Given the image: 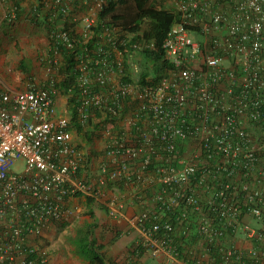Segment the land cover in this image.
Here are the masks:
<instances>
[{
	"label": "built area",
	"instance_id": "built-area-1",
	"mask_svg": "<svg viewBox=\"0 0 264 264\" xmlns=\"http://www.w3.org/2000/svg\"><path fill=\"white\" fill-rule=\"evenodd\" d=\"M110 1L51 0L74 27L49 33L54 56L41 61L49 68L57 64L60 43L74 48L75 33L88 35ZM160 1L180 19L163 43V60L173 68L157 80H119L125 66L155 45L132 41L133 50L123 52L117 44L129 40L117 26L106 27L77 53L87 94L79 123L86 129L95 119L92 103L119 124L103 131L97 169L85 138L70 128L69 108L59 110L53 80L22 90L0 79V264H50L46 233L74 215L73 198L103 200L107 212L119 217L128 186L143 204L153 202L135 217L153 257L178 256V229L185 239L200 233L218 245L225 264H235L242 253L225 245L224 228L264 237V188L242 183L261 228L240 219L236 203V166L245 168L242 176L264 181V0ZM58 15L53 11L49 20ZM16 16V7L7 12L10 20Z\"/></svg>",
	"mask_w": 264,
	"mask_h": 264
},
{
	"label": "trees",
	"instance_id": "trees-1",
	"mask_svg": "<svg viewBox=\"0 0 264 264\" xmlns=\"http://www.w3.org/2000/svg\"><path fill=\"white\" fill-rule=\"evenodd\" d=\"M6 1L11 2L13 8L16 7L17 16L14 19L17 20L22 12V0ZM77 4L79 8H85L81 2L77 1ZM44 7H46V5L42 0V2L34 8V13L36 23L42 25L48 33L57 26L64 27L63 29L67 30L74 27V25L68 20L69 17L60 9V6H54L52 3L47 11ZM53 11H59V15L56 19L49 20V15ZM43 12H45V18L39 20V17L43 15ZM179 19L180 13L176 11L174 7L167 6L160 0H112L101 7L98 13L97 23L91 28V32L93 33L90 32L86 36H83V34L80 33H75L77 42L74 48H68L63 43H60L58 51L62 58L58 60L59 62H57V64L53 63L51 67L53 70H57L56 72L58 76H52L50 80H53L54 86L59 90V93L68 97V108L71 113L73 124L70 128H77L88 144L93 143L97 135V130L114 129L117 128L119 124L117 120L112 119L111 116L103 115L98 111V107L96 108L92 103L88 109L91 112H95V119L93 118L89 120L86 129H84L79 123V107L84 103V97H87V94L85 92V87L81 86L79 82L80 77L84 72L78 67V60L76 58L78 51L87 44L92 45L93 40L98 34H101L106 27L117 26L120 29L119 31L122 37L124 36L123 38L129 40L126 44L121 43V41L118 42L117 45L123 50V52L133 50V48L129 46L132 41L137 42L140 40H146L148 44L155 45L154 49L148 47L142 52L147 69L141 74V82L148 83L149 80H147V78L149 76H153L154 79L157 80L163 72L169 68H173V66L163 60V43L168 31ZM129 36H132V38L130 37V39ZM52 55L54 56V52ZM147 63H150V65ZM20 68L21 70H26L28 73L31 71V67L25 62V59H22ZM118 77L122 82L131 83L133 81L128 66H125L123 72L119 73ZM261 158V165L264 166V150H261ZM236 168L238 171L236 173V203L240 206L238 215L240 219H242L246 214H250L249 209L251 207V203L248 202V192L243 189L242 183L244 181H250L254 185H257L258 188H264V181L257 182L254 179L253 181L251 177L242 176L246 171L245 168L242 166H236ZM93 202L94 199L92 197H87V203L89 205H92ZM173 220L175 221V216H173ZM94 226L95 223L87 222L84 226L78 229L77 234L73 237L75 240L74 252L78 256L84 258L88 264H112L108 261L104 251L105 245L94 236ZM223 230L224 234L221 236V239H225L227 235H235V232L237 234L241 231L238 230L237 227L236 231L232 228H224ZM193 237H197V240H204V236L200 233L194 234ZM182 238L184 239L185 236L182 235ZM263 239L264 237L262 240ZM176 241H178V250L180 251L177 257H181L182 247L185 246L186 240L185 244H183L184 240L180 238H176ZM204 241L207 243L206 240ZM257 245L264 252V245H259V243H257ZM138 250L144 252L145 247L141 246ZM211 252L214 258V264H225L222 258L223 254L218 245L217 247L215 245L211 246ZM239 252L242 253V258L236 260L235 264H263L259 251H256L255 254L251 253V251L249 253Z\"/></svg>",
	"mask_w": 264,
	"mask_h": 264
},
{
	"label": "crops",
	"instance_id": "crops-1",
	"mask_svg": "<svg viewBox=\"0 0 264 264\" xmlns=\"http://www.w3.org/2000/svg\"><path fill=\"white\" fill-rule=\"evenodd\" d=\"M43 1L45 5H52L53 3L51 0ZM41 2L42 0H22L21 15H19L17 20L10 21V19L7 18V12L12 8L13 4L6 0H0L1 80L10 82L12 80H18L19 78L23 79L21 74H19V76L15 73L13 76L6 71L14 67V65H4L8 63L7 59L9 58L5 50L11 46V42L17 45V39L21 36L23 31L25 32L24 35L27 38V48L24 50L25 55L20 58L19 64H21L22 59H25V62L28 63V65L31 67V71L33 72L32 69L40 67L41 63L47 64V62H42L39 59L44 58V56H47L48 58L49 56V60H51L52 51L49 33L42 25L37 24L35 19L34 8H36V6ZM48 8L49 7L47 6L44 7L46 11ZM44 14L45 12H43V15H41L42 17H39V20L45 18ZM47 42L48 45L46 46ZM43 46L44 49H41ZM2 51L3 53H1ZM61 58L62 56H60V59ZM30 73H28L26 76H23L26 78L24 80L40 79H35L36 77L30 75ZM58 102L59 110L61 112H65L68 109V101L66 98L62 97V95L57 96V103ZM105 141L97 142L96 138L93 143L88 144L90 158L93 162V165H95V168L96 164L102 157V149H104ZM95 168L93 166L91 171L95 172L97 169ZM132 190L133 187L131 186L126 188L128 196L125 199L123 213L119 217H113L107 212L105 205L106 202L103 203V200H94L93 202V204H102V206H99V209L96 211L95 219L98 218V220L93 222L95 223L93 232L94 236L105 245L104 251L108 261H110L112 264H214L211 246L202 239L197 240V237H193L194 234L190 235L186 239L184 238L186 240V244L184 241L183 244H185V246L182 247L181 257H175L167 253H163L158 257H153L149 251L145 250L144 252H140V250H138V246L143 242L145 236L142 230L137 226L135 217L144 208H146V206H152L153 202L151 199H148V204H143V202H141L138 197L133 195L134 192ZM110 192L111 191L107 189V191H105V197L108 196ZM83 199L87 201V196L74 197L71 201L73 207H78L79 200ZM101 208H103V210ZM244 218L245 222L251 224L257 229L261 228V222L253 218L252 215L246 214ZM55 227L56 226L49 227L46 233L49 243L53 248L50 257V264H88L84 258L75 254V246L73 242L69 243L65 236L64 238L56 237L57 234H55ZM177 234V238L183 239L182 230L178 229ZM245 234V232L239 231L236 235H227L223 241L226 246L234 247L236 250L244 253H249L252 250L259 251L260 258L264 264V252L257 245V243H259V245H264V239H258L255 236L250 237L247 234L246 236Z\"/></svg>",
	"mask_w": 264,
	"mask_h": 264
},
{
	"label": "rangeland",
	"instance_id": "rangeland-1",
	"mask_svg": "<svg viewBox=\"0 0 264 264\" xmlns=\"http://www.w3.org/2000/svg\"><path fill=\"white\" fill-rule=\"evenodd\" d=\"M81 13L84 14L86 12L82 10ZM24 34L25 32L23 31L21 36L17 39V45L11 42V46L7 50H5L9 58L7 59L8 63L4 64V65H9V66L14 65V67L6 70L7 72L10 73V75L14 76L15 73L17 75L19 74L22 75L23 79L19 78L18 80H12L16 84H14L12 81H10L11 83L8 82L12 86L15 85L14 86L15 88L22 89V90L27 89L31 87L32 85H39V86L44 85L52 81L50 80L52 76H58L56 69L53 70L52 68H49L47 65L41 63L40 67L35 68V69L33 68L32 69L33 72L31 71L30 73V75H32L33 77L34 76L36 77L35 79H39V78L40 79L39 80H24L26 78L23 76H26L28 72L24 69L21 70L19 66L20 65L19 60L23 55H25L24 50L27 48L26 47L27 38L25 37ZM47 45H48V42L46 46ZM41 49H44V46ZM1 53H3V51ZM39 60L41 61V59ZM133 62H134V65L129 66V69L131 71V76H132L131 78L136 79L135 81H137L138 79L141 78V74L145 69H147L146 68L147 66L145 64V59L143 55H138V57H135ZM147 64L150 65V63H147ZM61 95L62 97L66 98V100L68 101V97L66 95L58 93V96H61ZM103 131L104 129L97 130V135L95 137V139L97 138V142L99 141L103 142L106 140L107 134H105ZM21 166H22L21 162H17L15 165V167L17 168H21ZM99 206H102V204L100 205V204L94 203L92 205H89L86 200L84 199L79 200L78 207H75L74 215L69 220L62 222L55 227V234H57L56 237L64 238L65 236L67 240L69 241V243L73 242L75 244V240L73 237L77 234L78 229L84 226L87 222L93 223L94 221L98 220V218L95 219V216H96L97 209H99ZM101 209L103 210V208ZM92 213H94L95 215H93Z\"/></svg>",
	"mask_w": 264,
	"mask_h": 264
},
{
	"label": "clouds",
	"instance_id": "clouds-1",
	"mask_svg": "<svg viewBox=\"0 0 264 264\" xmlns=\"http://www.w3.org/2000/svg\"><path fill=\"white\" fill-rule=\"evenodd\" d=\"M170 7H171V6H170ZM12 8H13V6H12ZM12 8H11V9H12ZM11 9H10V10H11ZM10 10H8V11H10ZM175 10H176V9H175ZM13 20H15V19H13ZM10 21H12V20H10ZM142 55H143V54H142ZM129 71H130V69H129ZM141 246H142V247H145L142 243H140V245L138 246V248L141 247ZM145 250L147 251L146 247H145ZM145 250H144V251H145Z\"/></svg>",
	"mask_w": 264,
	"mask_h": 264
}]
</instances>
